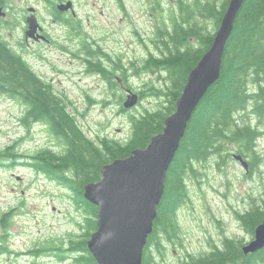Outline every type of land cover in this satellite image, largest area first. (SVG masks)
Returning a JSON list of instances; mask_svg holds the SVG:
<instances>
[{"label":"rangeland","instance_id":"rangeland-1","mask_svg":"<svg viewBox=\"0 0 264 264\" xmlns=\"http://www.w3.org/2000/svg\"><path fill=\"white\" fill-rule=\"evenodd\" d=\"M75 1L85 29L94 37L104 39L100 42L111 54L112 61L121 60L122 66L138 63L137 72L132 69L127 77L133 90L144 91L137 104L124 109L126 97L120 102L124 90L116 85L107 86L98 74L86 70L87 64L81 58L60 49L26 55V58L30 67L65 97L67 110L90 139L97 142L106 136L124 143L131 135L134 116L145 110L161 109L166 103L164 95H150L146 88L163 86L165 73L142 68L147 53L159 51L150 37L154 35L156 20L161 19L160 11L153 10L151 14V1L125 0L121 19L117 13L111 20L112 12L109 17L97 12L104 3ZM182 1L189 6L194 3V0ZM162 5H168L164 17L177 14L174 0H165ZM57 32L62 35L64 30L59 27ZM250 86L254 88L252 83ZM252 106V102L248 103L241 115L244 121L260 130L255 144L259 161L246 174L248 169L233 157V153L239 154L240 144L236 142L229 144L230 155L224 157L223 163L217 154L193 162L195 174L188 173L185 178L187 196L177 212L180 239L164 240V264H182L188 254L207 253L210 248L205 246L206 237L214 234L218 239V235L223 236L222 230L237 238L243 235L234 209L240 211L252 202L251 197L259 201L264 194V117L253 114ZM22 108L20 101L0 96V152L15 153L11 158L0 157V264H73L70 252H64L67 257L63 260H58L55 250L32 252L37 247L51 245L65 248L69 239L81 233L78 223L85 216L75 206L69 189L29 165L28 155L48 145L56 149V145L55 141L51 144L50 132L43 123L21 124ZM241 115L238 119L242 120ZM245 153L250 159L252 151Z\"/></svg>","mask_w":264,"mask_h":264},{"label":"trees","instance_id":"trees-1","mask_svg":"<svg viewBox=\"0 0 264 264\" xmlns=\"http://www.w3.org/2000/svg\"><path fill=\"white\" fill-rule=\"evenodd\" d=\"M227 2L194 0L193 6H189L180 0L177 14L163 21L164 27L159 29L158 37L166 52L150 54L143 61L142 68L165 73L163 86L146 88L150 95H164L166 103L161 109L145 110L138 117L134 116L131 135L124 143L106 136L100 137L97 142L90 139L50 86L19 55L0 45V90L20 94L28 103L26 119L47 122L56 137L63 140L64 150L61 153L33 155L31 159H41L42 164H32L69 189L75 206L85 216L82 223H78L81 233L77 238L69 239L65 248L51 245L37 247L32 252L55 250L58 260L67 257L64 252H70L73 264H97L86 248L87 239L96 229L97 206L84 198V185L100 179L103 164L127 156L136 147H145L151 136L162 130L165 117L175 109V101L188 72L209 48ZM143 92L141 90L139 94ZM250 102L253 103L252 113L264 117V0H243L236 14L225 44L220 76L193 111L166 172L163 195L157 206L153 230L144 246L141 264H164V240L172 242L180 239L177 212L187 196L185 178L188 173L195 174L194 161L207 160L217 154L219 162L223 163L224 157L230 155L227 151L229 144L238 142V152L252 151L251 159L258 162L255 144L260 130L249 121H244L241 115ZM237 113L242 120L238 119ZM1 156L11 158L15 153L5 150L0 152ZM253 207L256 209L254 212L239 215L251 232L264 217V199ZM213 249L200 255L188 254L182 264H256L264 260V248L254 255H243L235 242L226 241Z\"/></svg>","mask_w":264,"mask_h":264},{"label":"water","instance_id":"water-1","mask_svg":"<svg viewBox=\"0 0 264 264\" xmlns=\"http://www.w3.org/2000/svg\"><path fill=\"white\" fill-rule=\"evenodd\" d=\"M242 2L228 0L209 48L188 72L175 109L165 117L162 130L151 136L145 147H136L127 156L103 164L100 179L84 185V198L97 206L96 229L86 241L97 264H141L163 195L166 172L193 111L220 76L225 44ZM137 102L138 95L129 92L122 105L128 109ZM233 157L248 169L241 154L233 153ZM263 247L264 218L242 250L248 254Z\"/></svg>","mask_w":264,"mask_h":264},{"label":"flooded vegetation","instance_id":"flooded-vegetation-1","mask_svg":"<svg viewBox=\"0 0 264 264\" xmlns=\"http://www.w3.org/2000/svg\"><path fill=\"white\" fill-rule=\"evenodd\" d=\"M94 1L104 3V6H100V8L97 9V12L99 11L102 16L105 15L109 17L112 12L113 18L111 20L115 18L117 13L119 14V19H121L122 10L125 8V0ZM146 1H151L149 6L151 14H153V10H159L161 19L160 21L156 20V25L153 30L154 35H151L150 37L151 42L157 46L159 51L156 53L153 51L147 53L144 60L150 54L159 55L166 52V49L158 37V31L160 28L163 29V21L170 20L171 17L170 13L166 14L165 17L163 16V12L166 10L165 7H168V5H162L164 4L165 0ZM174 1L179 3L180 0ZM76 3L77 2L75 0H0V45L3 46L7 51L19 55V57L28 65L29 60L26 58V55L33 56L34 54H45L47 51L60 49L62 52L81 58L83 63L87 64L86 70L88 72L98 74L104 80L107 86L116 85V87L119 89L124 90L120 102L124 96L127 97L129 92L136 93L139 99L141 95L138 91L133 90L131 84H128L127 78L129 72H132V69L134 70V73L137 72L138 63H130L129 65L122 66L121 60L115 62L112 61L111 54L106 51L103 44L100 42V40L104 39L94 37L88 30L85 29L84 21L77 13ZM166 3H168V1ZM105 10L108 11L105 12ZM157 19H159V16ZM59 27L63 28L64 30L62 35H59L57 32ZM75 45L76 47L74 48ZM34 73L42 81H44L45 84L49 85L51 90L56 95H58L59 98H61L64 104H66L64 101L65 97H63L61 94H58L50 82L43 80L35 71ZM0 96H7L13 101H20V103L23 105L19 117L21 124L26 125V121L32 123H43V125L50 132L51 144L53 145L55 141L56 149H53L50 147L51 145H48L35 152V154L28 155V162L31 167H34L32 164L33 162L42 164L41 159L32 160L31 157L33 155L40 153L57 154L64 150L62 138L56 137L51 126L47 122L36 118L26 119L28 114V103H26L20 94H11L7 91L0 90ZM239 154H241V156L248 163V170L246 171V174L248 173L249 175L253 171L255 162H253L251 157L249 159V156L246 153ZM36 171L38 173H42L49 180L59 183V181L55 178H52L48 172L40 169H36ZM251 198L253 200L248 204V207L240 211L239 209H234L238 221L240 222L243 235L239 238L229 236L226 232H224V230H222V233L220 234H223V236L218 235V239L214 237V234L209 235L205 239V246L210 248L207 252L214 250L213 247L218 248L226 241L235 242L240 247L243 255H254L257 252L244 254L242 250V247L254 238L255 227L261 223L262 219L264 218L263 217L261 221L254 227L253 232H251L250 229H247L243 224L239 215H242L246 212H254L256 209L253 206H258L262 202V199H264V194L261 195V200L259 201H257V198L254 196ZM216 233L217 231L215 234ZM261 263H264V260H261L256 264Z\"/></svg>","mask_w":264,"mask_h":264},{"label":"bare ground","instance_id":"bare-ground-1","mask_svg":"<svg viewBox=\"0 0 264 264\" xmlns=\"http://www.w3.org/2000/svg\"><path fill=\"white\" fill-rule=\"evenodd\" d=\"M159 204H160V203H159ZM159 204H158V205H159Z\"/></svg>","mask_w":264,"mask_h":264}]
</instances>
